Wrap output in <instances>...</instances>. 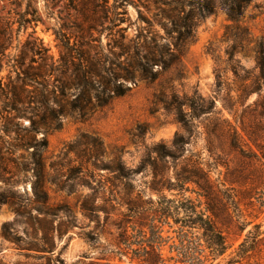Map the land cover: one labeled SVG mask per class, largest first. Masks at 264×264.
<instances>
[{
	"label": "rangeland",
	"instance_id": "obj_1",
	"mask_svg": "<svg viewBox=\"0 0 264 264\" xmlns=\"http://www.w3.org/2000/svg\"><path fill=\"white\" fill-rule=\"evenodd\" d=\"M142 4H145L148 10ZM113 7H118L117 19L122 22L116 23L119 24L118 28L124 29L127 38L135 35L136 27L145 26V23L138 20L137 10L150 20L157 12L152 0L0 1V194L10 196L15 192L22 198L32 199L31 172H17L9 162L11 158H17L21 162L20 156L26 157L27 152L23 148L13 150V145L17 144L18 140L27 139L30 136L28 129L31 127L28 118H15V112L11 109L12 89L9 84H19V81L16 82L17 74L22 75L26 70L33 73L30 68H36L40 63L38 53L41 47L44 53L56 62L63 50L62 34L70 37L69 44H75L85 50H88V44H91L97 46V50L105 55L107 43L111 42L106 28L114 19ZM33 12H36L34 17ZM31 19L36 22L29 21ZM92 20L95 21V26L94 30L90 31L86 27ZM115 30L117 28L112 34ZM153 30L162 36V42H165L163 29L155 24ZM89 36L95 41L90 43ZM259 41L264 43V0H250L237 23L230 22L225 12L217 7L213 14L195 28L194 38L184 47L180 63L160 74L154 82L120 79L129 90L122 96L113 98L106 106L88 113L83 119L70 112L68 104L65 106L67 113L60 117L61 124H35L38 128L34 133L36 141L45 137L47 142L46 148L41 151L46 172L51 176L54 172L50 169V164L59 162L64 176H72L74 173L68 169L76 166L78 160H75L73 154L63 157L61 153L63 147L77 135L86 133L98 137L104 146L105 155L99 157L98 161L100 168L113 156L119 155L127 169L141 171L133 177L137 190L142 189V182H150L152 167L148 164L152 163L155 168L163 170L171 182L174 180V173L196 172L195 166L198 162L202 164L199 167L203 171L209 172V178L214 183L217 180H228L224 164H228L229 170L238 167V156L229 149L226 140L217 138L214 139L213 154L210 157L205 148L203 126L227 124L225 120L229 124H240L222 109L220 100L228 91L234 97L239 87L240 82L234 77L231 68L234 62L242 68L239 70L241 76L247 75L245 71L254 72V47ZM230 50L234 52L233 63L228 61L227 52ZM89 52L93 54L92 50ZM157 69L159 67L155 66V70ZM55 76L57 73L46 79L50 87L58 85ZM217 76H220L222 83H219ZM33 87H26L27 92H33L28 96L35 98L32 104L26 105V109L28 116L29 112L37 111L38 115L33 118L39 121L43 112L37 109L40 105L36 103L37 97ZM69 92L68 103L77 95L73 88ZM161 92H165L169 99L171 94L175 93L180 99L186 96L197 103H200L199 97L206 102L214 99L216 108L210 114L187 110L185 116L189 132L185 133L177 122L178 114L165 109L160 103ZM255 98V94L250 95L246 103L253 102ZM58 109V105L49 99L47 111ZM240 113L241 110L238 115ZM177 134L182 136L184 143L177 141V145L173 147L172 141ZM157 144L164 145V149L157 147ZM32 150L31 147L29 152ZM81 150H85V146H82ZM164 152H167L169 157H164ZM96 173L102 177L107 175L103 170ZM233 187L236 190V200L239 201L238 218L232 217L234 213L230 208V217L219 215L217 219V225L225 238L226 249L223 253L212 255L206 248L199 230L187 231L183 244L192 248L200 244L198 251H201L202 264H264V203L260 204L264 190L258 188L250 204L248 199L244 198L247 195L243 192L249 189V185L239 183ZM44 188L48 195V206L64 208L72 216L70 229L55 241L53 260L58 257L64 264H106L107 261L109 264H137L135 260L130 259V255L119 258L115 254L122 231V225L118 223L121 217L115 212L113 219L116 222L113 225L106 222L103 211L109 203L107 193L103 194L102 190L93 193L88 187L79 185L72 187L71 192L67 189L59 191L48 182H45ZM184 188L187 190H164L163 195L169 199L182 196L198 205L197 210L202 209L204 200L196 193L195 185L187 183ZM117 190L120 192V187ZM146 193L149 194L148 191ZM85 196L89 197L90 204L97 210L89 219L83 217L79 209V203ZM150 197L155 200L157 196L151 194ZM32 214H35L34 209ZM13 220L14 214L10 208L6 204L1 205L0 264H46L44 259H37V252L18 249L28 248L35 232L30 225ZM168 222L171 223V220ZM4 223L11 224V230L17 240L15 242L19 247L15 242L2 237L1 227ZM254 225H257L258 229H255ZM127 226L129 227L126 233L132 243L131 248L134 249L140 241V236L136 230H132L131 225ZM176 229V226L170 228L166 224L159 225L157 235L161 237V240H158V248L164 261L162 264H197L188 260L183 263L168 260L171 256L178 260V235L173 231ZM256 232L259 235L255 242H251V237ZM247 236L248 249L242 253L239 244ZM123 247L124 245L120 246ZM193 255L197 256V253Z\"/></svg>",
	"mask_w": 264,
	"mask_h": 264
},
{
	"label": "trees",
	"instance_id": "obj_2",
	"mask_svg": "<svg viewBox=\"0 0 264 264\" xmlns=\"http://www.w3.org/2000/svg\"><path fill=\"white\" fill-rule=\"evenodd\" d=\"M249 2L250 0H152L157 12L150 20L137 10L138 20L145 23V26L136 27V33L132 38H127L124 29L118 28L117 23H121L122 20L117 19L118 7H113L114 19L106 28L111 42L107 43L105 55L97 50V46L91 44H88V50L77 47L75 44H69L70 37L64 34H62L63 50L56 62L44 53L42 47L40 48V53H38L40 63L36 68H30L33 73L26 70L22 72V75L17 74L16 82L19 81V84H9L12 89L11 109L15 112V118H28L31 123L28 129L30 136L27 139L18 140V143L13 145V150L23 148L27 152L26 157L20 156L21 162L17 158H11L9 162L13 164L17 172H31L32 199L22 198L15 192H12L10 196L0 194V206L6 204L10 208L14 214L13 222L30 225L35 232V237L27 246L28 248L18 249L37 252L39 254L37 259H44L46 264L56 262L64 264L58 257L53 260L52 256L55 241L62 238L70 229L72 216L64 208L48 206V195L44 188L45 182H48L59 191L67 189L71 192L72 187L79 185L88 187L93 193L102 190L103 194H108L109 203L103 211L106 222L112 225L116 222L113 219L115 212H118L121 217L118 223L122 225V231L117 242L118 250L115 252L119 258L130 255V259L135 260L137 264H162L164 261L158 248V240H161V237L157 235L160 224H166L170 228L177 227L176 231H173L178 235V260L171 256L168 258L170 261L183 263L188 260L202 264L201 251H198L200 244L193 248L183 244L187 231L194 229L201 232V238L212 255L224 252L225 238L217 225V219L219 215L229 216L230 208L234 213L232 217L238 218L239 201L236 200V190L233 185L239 183L249 185V189L243 192L247 195L244 198L248 199L250 204L256 190L258 188L264 190L263 42H256L254 47L253 73L245 71L247 75L241 76L239 70L242 68L235 65L236 62L231 66L234 77L240 84L234 97L228 91L220 100L222 109L240 124L238 126L229 124L225 120L227 124L203 126L205 148L210 157L213 154L214 139L217 138L226 140L229 149L236 152L238 156L240 164L238 167L229 170L228 164H224L228 180H217L214 183L209 178V172L203 171L199 167L202 164L198 162L195 166L196 172L174 173V180L171 182L163 170L155 168V164L152 163L148 164L152 167L150 182H142V189L137 190L133 177L141 171L127 169L119 155L113 156L100 168L98 161L99 157L105 155L104 146L98 137L86 133L77 135L74 140L63 147L61 153L63 157L73 154L75 160H78L76 166L68 169L74 174L65 177L62 165L59 162H52L50 169L54 173L49 176L41 155V151L47 146L46 139L42 137L41 141H36L34 133L38 129L35 124H61L60 117L67 113L65 106L68 104L69 111L83 119L96 108H102L113 98L122 96L129 89L120 79L132 82L136 79L154 82L160 74L180 63L184 47L194 38L195 28L202 20L213 14L217 7L225 12L230 22L237 23ZM142 5L148 8L145 4ZM35 13L33 12V17ZM29 21L36 22L34 19ZM93 23L95 24L93 20L88 22L87 30H94ZM155 24L163 29L165 42H162V36L154 32ZM115 28L117 30L112 34ZM89 37L90 43L95 41L93 37ZM0 49H2L1 45ZM89 50H92L93 54H90ZM227 55L228 61L233 63L234 52L230 50ZM155 66L159 69L155 70ZM55 73H57L55 79L58 85L50 87L46 79ZM217 79L220 81V76H217ZM27 86H34L36 103L40 105L37 109L43 112L39 121L33 118L38 115L37 111L29 112L28 116L26 105L32 104L35 98L28 96L33 92H27ZM71 88L76 90L77 95L68 103ZM252 94L256 95L255 100L246 103ZM167 96L165 92H161L159 101L165 109L178 114L177 122L185 133L189 132V124L185 116L187 110H199L202 114H210L216 108L214 99L206 102L199 97L200 103H197L193 99H187L186 96L180 99L175 93L171 94L170 99ZM49 99L58 105L57 111H47ZM239 110L241 113L238 115ZM182 139V136L177 134L172 141L173 147L177 145V141L182 143ZM82 146H85V150H81ZM156 146L164 149L162 144ZM31 147L33 150L29 152ZM164 153V157H169L167 152ZM99 170L105 171L107 175L105 177L98 175L96 171ZM187 183L194 184L197 189L196 193L203 198L204 207L202 209L197 210L198 205L182 196L169 199L163 195L164 190H187L184 188ZM119 187L120 192L117 190ZM147 191L150 195L156 194V199H151ZM263 198L264 193L260 201L261 205L264 203ZM32 209L35 210L34 215ZM79 209L82 216L88 219L92 213L97 211L90 204L88 196L81 199ZM168 220H171V223ZM57 221L58 224L55 225ZM127 225H131L132 230H136L140 236V241L134 249L131 248L132 243L126 233L129 227ZM253 227L258 229L257 225ZM1 235L6 240L17 241L9 223L2 225ZM38 235L39 238H37ZM258 235L256 232L251 237V242H255ZM247 239L248 236L239 244V250L242 253L248 249ZM121 245L124 247L120 248ZM194 253H197V256L193 255ZM108 262L106 264H109Z\"/></svg>",
	"mask_w": 264,
	"mask_h": 264
}]
</instances>
